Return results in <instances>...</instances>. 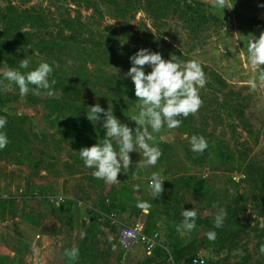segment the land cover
<instances>
[{"label":"rangeland","instance_id":"374dc122","mask_svg":"<svg viewBox=\"0 0 264 264\" xmlns=\"http://www.w3.org/2000/svg\"><path fill=\"white\" fill-rule=\"evenodd\" d=\"M92 1L99 10L96 14L84 0L78 5L65 0L67 7L59 12L51 0H0V14L8 5L18 12L43 9L47 18L51 11L56 21L69 17L88 25L80 40L91 32L98 39L112 26L116 34L124 31L126 42L118 47L159 52L153 46H171L174 53L163 59L176 56L183 62H200L207 78L199 91L203 105L196 114L180 117L178 128L165 125L154 134V143L162 151L154 167H137L142 156L130 153V167L121 169L120 185L115 188V183L93 176L95 169L85 167L79 151L102 143L106 136L101 123L87 119L88 108L97 103L105 111L112 108L114 116L135 132L137 125L130 117L138 114V101L125 97L126 85L116 84L119 77L131 79L126 77L132 66L130 53L123 60L119 53L104 52L105 45L93 48L90 42H83L82 53L63 51L70 71L84 64L85 77L92 79L100 70L94 87L87 86L88 100L82 102L72 100L71 93L69 99H61L54 87L38 94L30 90L23 98L13 86L7 91L0 87V117L7 120L0 131L10 141L0 150V264H132L116 237L120 228L135 225L132 219L141 215L145 233H157L158 238L151 256L142 247L144 261L139 264H192L193 259L205 264H264L260 253L264 244V83L259 82L264 66L253 67L247 56L251 36L258 38L264 32V0H227L224 10L213 7L214 0H184L192 11L181 5L174 12L171 7L165 19L157 20L143 6L120 16L110 10L113 4ZM24 30L28 31L26 26ZM93 51L96 60L89 55ZM5 70L1 65L0 75ZM150 71L145 69L146 74ZM104 77L115 80L107 83ZM194 135L207 140L203 153L192 151ZM113 144L118 151L119 145ZM153 172H159L164 181V191L155 197L148 188ZM133 185H139L138 192ZM142 201L150 205L146 211L137 207ZM194 208L198 213L195 229L178 232L182 211ZM221 208L227 216L223 227L215 228L214 217ZM210 230L217 233L214 242L207 238ZM81 233L86 235L81 238ZM73 247L79 249L75 260L64 255Z\"/></svg>","mask_w":264,"mask_h":264},{"label":"clouds","instance_id":"9594fccd","mask_svg":"<svg viewBox=\"0 0 264 264\" xmlns=\"http://www.w3.org/2000/svg\"><path fill=\"white\" fill-rule=\"evenodd\" d=\"M227 0H214L213 7L226 9ZM233 7V6H232ZM231 7V8H232ZM228 9V8H227ZM248 41L247 56L253 67L264 66V32L259 37L251 36ZM131 67L126 73L134 84L135 96L137 97L138 114L130 117L137 125L135 132L127 125L118 120L112 108L103 109L99 103L89 107L87 119L90 122H99L106 130V136L102 143L91 147L82 148L79 151L80 158L85 167L95 169L93 176L102 179L105 183H119L117 177L121 169H129L131 164L130 153L141 154L142 159L137 167H154L162 151L155 145V135L160 133L165 125L168 129L178 128L181 124L180 117L187 118L194 115L202 107L203 101L199 95L200 89L207 83L206 75L200 62L190 60L183 62L179 57L171 56L169 60L162 58L159 52H151L149 49H140L130 57ZM71 64V61H69ZM30 65L29 59L20 60L19 67L27 69ZM151 68L146 74L145 67ZM53 68L46 62L40 63L34 70L22 73L15 68H8L3 72L4 83L0 81V87L5 91L10 90L13 85L19 89L20 96L26 97L30 90L39 93L40 89H49V77ZM259 82L264 83V68L259 72ZM54 84L55 81H52ZM30 86H35L30 89ZM257 86L256 82L252 87ZM51 95V92H49ZM6 111V109H5ZM7 120L0 117V130L6 127ZM151 129V131H149ZM113 141L119 145L117 151ZM10 141L7 133L0 131V150L4 149ZM193 152L203 153L208 148V142L203 136H192L190 139ZM159 172H153L148 185L150 193L155 197L164 191ZM134 191H139V185H133ZM139 200V197H137ZM137 207L143 210L150 208L146 201L139 202ZM217 205L213 204V208ZM183 221L177 226L178 232H191L196 227L197 210H183ZM227 211L219 209L214 217V227H223ZM86 234L81 233V238ZM209 241L214 242L217 233L210 230L207 234ZM260 253L264 255V244L260 246ZM64 255L75 260L79 257V249L73 247L66 249ZM196 264V261H193Z\"/></svg>","mask_w":264,"mask_h":264},{"label":"trees","instance_id":"16d2710c","mask_svg":"<svg viewBox=\"0 0 264 264\" xmlns=\"http://www.w3.org/2000/svg\"><path fill=\"white\" fill-rule=\"evenodd\" d=\"M71 1L78 5L80 0ZM84 1L87 3V9L91 8L94 14L98 13L99 10L96 1ZM97 1L101 4H113V8L110 10L116 15L126 14L129 11L136 12L139 6H143L145 9L149 10L156 20L165 19L168 16L171 7L174 12L179 9L181 5L187 8V11H192V7L187 6L184 0H124L123 3H115L114 0ZM64 2L65 0H51L52 5L57 3V5H55V10L57 12H59L61 8L67 7L66 2L63 5ZM49 14L50 18H47V14L45 15L43 9L37 10L32 8L18 12L12 5H8L0 14V66L5 65L7 69L15 68L19 71H25L23 73L34 70L42 62H46L54 68L49 77L50 88L47 90L40 89L39 92L49 91L54 87L60 92V94H62L61 99L63 100L69 99L71 97L70 93L73 94L72 100H79L81 102L86 99L88 100L87 93L89 91L87 86L94 87V83L97 82L96 79L100 77V70H97L98 74H92V79L90 76H88V78L85 77V72L87 73L88 70H86L84 64L77 67L75 71H70L67 66L68 64H65L62 59V54L65 49H69L70 51L75 50L77 53H82L80 48L82 47L83 42H90V44L93 45V48L105 45L103 48L104 52L110 51L112 56H115V53H119V56L123 58V60L126 58V53H130L133 56L137 52L136 49H131L128 46H117V44L120 45V43L126 42L123 38L124 31L116 34L115 28L109 26L106 28L108 34H100L101 36L98 35V39H95V35L91 32L90 37L87 36V39L80 40L79 38L83 34L82 30L88 28V25L80 23L77 18L71 20L68 17L67 20L56 21L53 17V12L50 11ZM66 14H68L67 11ZM184 14L186 15V11ZM189 18L192 19L193 17L189 16ZM24 26H26L28 31L24 30ZM52 28L55 30L54 33H48V30L51 31ZM100 33L102 32L100 31ZM149 36L150 39L153 38L151 34ZM102 42L104 43L103 45H96L97 43L102 44ZM153 48L156 51L166 53L161 54L162 58H168L167 53L169 52L170 54L174 53L171 46L163 49H157L156 46H153ZM95 52L96 51H93L89 53V55L92 56ZM92 57L96 60V54ZM25 58L29 59V67L32 69H21L19 67L20 60ZM49 58L54 60L60 66L54 67V61H49ZM106 59L107 57L103 59V62H105ZM34 64L37 65L34 66ZM145 69L149 68L145 67ZM0 78L4 79L3 75H0ZM105 80L108 83L113 82L115 79L110 77V79L105 78ZM52 81H55V83L53 84ZM116 84L117 87L121 84L127 86L128 95L125 97L133 100L137 99L131 79H123V77H119L117 78ZM14 87L19 91L17 86L13 85V88ZM34 88L35 86H30V89ZM79 110L84 109L79 108Z\"/></svg>","mask_w":264,"mask_h":264},{"label":"built area","instance_id":"2783aa9c","mask_svg":"<svg viewBox=\"0 0 264 264\" xmlns=\"http://www.w3.org/2000/svg\"><path fill=\"white\" fill-rule=\"evenodd\" d=\"M157 238V233L148 235L145 233L143 223H136L133 226L120 228L117 234V243L126 251H130L134 246L140 245L144 248L145 254L150 256L157 246ZM193 261H196V264H205L202 259H193Z\"/></svg>","mask_w":264,"mask_h":264},{"label":"crops","instance_id":"0c3cea01","mask_svg":"<svg viewBox=\"0 0 264 264\" xmlns=\"http://www.w3.org/2000/svg\"><path fill=\"white\" fill-rule=\"evenodd\" d=\"M66 179H68V177H64V179L63 180H66ZM120 184L119 183H115V188H117V186H119ZM132 220H134V221H136L137 223H144V216L143 215H141V216H139V217H137V218H133ZM145 224V223H144ZM143 224V225H144ZM118 234V233H117ZM39 238H41V235L40 234H38L37 235V239H39ZM116 241H117V237H116ZM143 248H142V246H140V245H136V246H134L130 251H128V254H130V255H128L129 256V262L130 263H142L143 261H144V256L142 255L143 253L141 252V250H142ZM154 252V251H153ZM145 253V252H144ZM153 254V253H152ZM151 254V255H152ZM150 255V256H151ZM142 256V257H141ZM148 256V255H147Z\"/></svg>","mask_w":264,"mask_h":264}]
</instances>
